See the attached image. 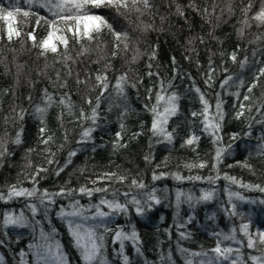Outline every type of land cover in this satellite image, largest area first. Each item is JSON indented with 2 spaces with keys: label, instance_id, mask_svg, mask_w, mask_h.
I'll return each instance as SVG.
<instances>
[{
  "label": "trees",
  "instance_id": "16d2710c",
  "mask_svg": "<svg viewBox=\"0 0 264 264\" xmlns=\"http://www.w3.org/2000/svg\"><path fill=\"white\" fill-rule=\"evenodd\" d=\"M43 2L0 0V264H125V256L127 264H264L252 259L264 252V222L249 206L264 203V23L255 19L264 0L89 6L80 14L102 16L111 28L73 39L55 18L68 46L42 54L39 43L53 30L45 21L54 19ZM7 11L20 32L10 40ZM97 75H106V90ZM173 94L176 114L160 123L164 133L154 131ZM210 123L219 128L206 130ZM13 186L34 195L9 198ZM11 212L22 222L6 223ZM133 231L138 239L121 247L116 233ZM93 241L89 262L82 246Z\"/></svg>",
  "mask_w": 264,
  "mask_h": 264
},
{
  "label": "snow or ice",
  "instance_id": "6c2138e0",
  "mask_svg": "<svg viewBox=\"0 0 264 264\" xmlns=\"http://www.w3.org/2000/svg\"><path fill=\"white\" fill-rule=\"evenodd\" d=\"M132 4L135 5L138 2H142L144 4L145 7L148 6L149 4V0H131ZM27 3L29 5L33 4V3H40V0H27ZM89 6H91L94 9H99L101 7H112L115 6L117 9L123 7L125 9L128 8V0H44L43 3H41V7L46 8L54 17V19L52 21H45L46 23H49L50 26L53 28L52 31H50L48 33V36L43 39L42 41H40L39 43V47L43 50L42 54L51 51L53 53L57 52V44L54 41H59L61 44L64 45L65 48H67L68 43H69V39L67 36L64 35H57V32L59 31V29L56 27V19L58 18L59 20L63 21L66 25V31L68 33H71L72 38L76 39L78 37H86L88 40H92L93 39V32L99 33L101 30V26H107L109 28H111L110 25L107 24V21L104 20V18L102 16L99 15H88V14H83L81 15V10H86ZM73 10L75 12V14H73ZM138 10V9H137ZM179 10V9H178ZM3 9H0V12H3ZM16 12H20V9L17 8ZM67 13V14H65ZM24 16H28L29 12H24L23 13ZM3 19L6 20H13L14 14L12 11H7L6 15L2 16ZM41 19H43L41 17ZM256 20H258L261 23H264V8L261 9V11L256 15L255 17ZM37 23H39V19L37 20ZM243 31V29H241V32ZM13 35L19 36L20 32L17 31L15 28L12 27V24L9 23L8 25V29H7V36L8 39H12ZM29 37L35 42L36 41V36L33 35L32 33L28 34ZM116 39L119 40L121 37V33H115L114 34ZM123 37L125 40H127V33H123ZM118 47V45H117ZM125 47H127V45H125ZM84 52L87 51V49H83ZM113 55H115V51L113 52ZM66 59H71V57H66ZM231 59L233 61L236 60V54L233 53L231 55ZM107 67V66H106ZM261 75H264V69L260 70ZM96 80L97 82L106 90L108 87L107 84V77L106 75L102 76V75H97L96 76ZM126 81V74L121 76L120 79L117 81L116 83V88L118 91L123 92V86H122V82ZM81 81L77 80V83H80ZM225 83H227V81H225ZM249 91H251V88L248 89ZM197 91L199 92V89H197ZM45 94L47 95V90H45ZM158 100L161 99V97H157ZM177 97L175 96V94H173L171 97L168 98V107L164 108V114H163V119L161 121L160 116L158 115L157 119L154 120L152 128L154 131H159L160 133H164V129L162 127H159L160 123H166L167 119L169 116L175 115L177 112V106H176V101ZM201 99L203 100V96L201 95ZM245 100H248L249 97L245 96L244 97ZM98 101L99 98H97V107H98ZM51 102V97H48V103L50 104ZM61 104L65 103L64 100L60 101ZM87 103L91 104V100H88ZM206 107H205V112L207 111V102H204ZM67 107L69 108V111H71V104H68ZM217 113H218V117L219 119H223V114L220 112V105L219 103L217 104ZM47 108V104L44 108H37V112L41 114V116H43V114L45 113ZM152 111L155 113L156 112V108L154 107L152 109ZM81 115L83 116V112H81ZM193 115H197V113H193ZM96 118V110L95 108L92 110V116L90 117V119L93 120V122L95 121ZM123 127V126H122ZM209 128H211L212 130L218 129L219 128V124L217 123H210L208 125H206V130H208ZM41 133L43 134V132L45 131L44 128L40 129ZM90 130L85 131L84 135L85 136H89L90 135ZM119 136V133L117 134ZM166 138L171 140V133H167L166 134ZM235 138V137H234ZM52 138L49 136L46 140H43V143H48V140H51ZM194 139H196L195 137H193L192 139H189L187 141L188 144H192ZM16 143L20 142L19 139V133L17 134V138L15 140ZM222 149L217 150V154H216V160L219 161L221 158V153H222ZM3 153H0V155H2ZM71 155H75V153H70ZM147 159V157H146ZM199 167H204L203 164H200ZM62 170V169H61ZM38 174V173H37ZM154 178H158V177H154ZM135 183V181H134ZM141 187L143 185H140ZM258 187V186H257ZM261 191H264V188L260 189ZM81 192H88V194L90 195L91 192L85 188H81L80 189ZM97 191H99V189H97ZM3 194H0V198H2ZM23 196V195H28V196H32L34 195V191H28L27 189H20L17 190L15 188V186L12 187L10 193H9V198H11V196ZM208 197H205V199H207ZM135 203L138 204V202L134 201ZM157 203H159V201H156ZM101 203H107L109 208H114L115 210H119V211H124L126 210V206L125 205H121V204H113L112 202H106V201H101ZM234 207V206H233ZM137 212L142 213L143 209H141L140 207H137ZM70 214V215H74ZM99 215L104 216L107 215L106 213H99ZM6 223H11V224H17L19 223V221L17 219H13V218H9ZM70 227H71V223H70ZM243 230L245 232V235H248L247 229H248V225L245 224L242 226ZM76 228H79V225L76 226ZM91 235V234H89ZM183 235V234H181ZM73 236L77 238V243H80V237L77 231H73ZM261 236V240L262 242H264V233L260 234ZM226 239H228L229 237H225ZM116 239L121 241V247H123V240L125 239H131L134 242L138 239L137 237V233L135 231H133L131 233V235H128L126 233H121V232H117L116 233ZM247 246L249 248L254 247V241L252 240L251 236H249L248 239V243ZM82 250H83V255H84V259L86 261L91 262L97 255L98 252V247L95 244V242H92L91 247L89 248L87 245H83L82 246ZM137 251H139V248H137ZM215 251L217 253H220L221 255H224L225 253H230L232 251V249L230 248H226L223 250V252H221V249L219 247H217L215 249ZM228 257L225 255V259H227ZM253 260H258V257H252ZM125 260V264H127L128 261V257H124ZM234 264V262H233Z\"/></svg>",
  "mask_w": 264,
  "mask_h": 264
},
{
  "label": "rangeland",
  "instance_id": "374dc122",
  "mask_svg": "<svg viewBox=\"0 0 264 264\" xmlns=\"http://www.w3.org/2000/svg\"><path fill=\"white\" fill-rule=\"evenodd\" d=\"M6 15V13H5ZM7 24L9 25V23L12 24V27L15 28V20H6ZM7 25V26H8ZM59 29V31L57 32V35H62V30L59 28V26L57 27ZM52 31V30H51ZM56 44L59 42V41H54ZM196 197V196H195ZM197 198V197H196ZM242 201H244L242 199ZM261 203L263 202H252V203H249V206H250V209L255 207V213H254V216L256 217L258 213H260V220H262L264 222V207L261 206ZM264 204V203H263ZM254 205V206H253ZM75 214L74 215H71V218L75 219L78 221V223H82L83 222V219L84 217L80 214V213H77V212H74ZM73 214V213H72ZM21 215L20 214H15L14 212H11L9 213L8 215V219L9 218H13V219H17L19 221V223L22 222L21 220ZM7 219V220H8ZM11 224V223H10ZM14 225V224H12ZM264 229V228H263ZM254 257H258L259 259L257 261H261V262H264V252H261V253H258L257 255H255Z\"/></svg>",
  "mask_w": 264,
  "mask_h": 264
}]
</instances>
